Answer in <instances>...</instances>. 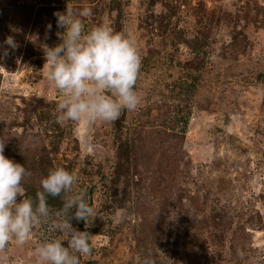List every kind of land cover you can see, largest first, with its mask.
Listing matches in <instances>:
<instances>
[{
	"label": "rangeland",
	"instance_id": "rangeland-1",
	"mask_svg": "<svg viewBox=\"0 0 264 264\" xmlns=\"http://www.w3.org/2000/svg\"><path fill=\"white\" fill-rule=\"evenodd\" d=\"M67 6L92 10L85 31L107 20L137 40L141 103L115 121L57 122L44 47ZM8 36L0 142L33 200L50 169L76 171L68 195L94 209L70 221L90 234L80 264H264V0H0ZM63 200L47 197L50 216L0 264H40V244L64 239Z\"/></svg>",
	"mask_w": 264,
	"mask_h": 264
},
{
	"label": "clouds",
	"instance_id": "clouds-1",
	"mask_svg": "<svg viewBox=\"0 0 264 264\" xmlns=\"http://www.w3.org/2000/svg\"><path fill=\"white\" fill-rule=\"evenodd\" d=\"M91 14L90 8L74 12L69 6L64 12H55L57 27L64 29L57 33L62 42L44 47L45 65L49 67L47 79L62 95L57 105V122L61 124L112 122L122 111H133L141 103L136 89L141 58L135 36L127 30H113L107 20L85 31L81 18ZM47 27L50 30L52 25ZM4 44L8 48L0 45V59L17 47L12 36ZM4 147L0 142V249L12 239L20 244L26 242L32 231L50 216L47 197L63 195V207L57 215L63 214L67 219L58 220L55 228L64 239L46 240L36 254L40 264H80V258L92 251L90 234L74 228L70 221L87 223L94 209L83 192L68 195L73 193L76 171L62 166L50 169L41 180L42 191L33 200L25 196L22 183L27 169L6 157ZM144 264L151 262L146 259Z\"/></svg>",
	"mask_w": 264,
	"mask_h": 264
}]
</instances>
